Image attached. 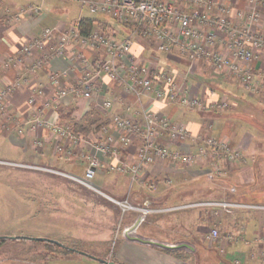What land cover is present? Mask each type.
Listing matches in <instances>:
<instances>
[{"label":"crops","instance_id":"1","mask_svg":"<svg viewBox=\"0 0 264 264\" xmlns=\"http://www.w3.org/2000/svg\"><path fill=\"white\" fill-rule=\"evenodd\" d=\"M220 1L227 2L234 9L248 8L245 0ZM31 3L39 4L41 9L37 13H26L17 22L9 20L11 12L22 5ZM85 9L87 8L82 6L80 0H0V87L13 79L22 80L20 86L15 88L8 97L7 114L0 113V140L8 141L12 146L21 148L25 154L29 151L37 154L34 161H26V163L67 166L72 167L76 172H85L87 161L81 158L79 153L94 152L93 142L103 138L100 132L101 127L107 126L108 132L116 137L117 131L111 124L113 113H128L142 119V110L153 108L163 112L172 120L183 122L190 132L185 142L170 141L166 136L159 139L160 142L169 144L171 148L180 147L194 151L198 144L197 136L202 137L208 134L220 140H227L231 146L241 151V157L234 162H228L222 158L220 165L225 172L222 175L213 173L209 160L204 157L188 165L171 161H155L149 164L141 175L145 179L152 178L156 181V188L150 190L139 180L132 181L128 173L109 170V164L117 161L111 155L101 157L102 164L96 173L110 175L106 185L111 191L108 193L114 197L129 196L130 199L141 201L145 200L144 198H150L174 206L180 204L183 196L195 198L197 191L203 190V193H208L211 192V186L215 185L218 187L217 191L224 196L223 199L256 204L255 208L235 209L234 225H244L238 240L232 243H226L223 240L210 243L215 244L213 246L217 249L224 247L223 252L219 250L223 255L220 264H230L229 261H232V258L233 260L241 259L243 264H264V198L259 197L257 192L264 189V146L261 145V140H264V94L255 96L247 93L240 87L238 81L235 84L228 81L230 80L228 77L233 79V76L228 72L213 70L207 60L191 61L176 48L168 53L158 51L150 40L142 38L138 33L133 32L131 25L125 24L131 30L123 38L128 37L132 40L133 52L143 57L145 63L153 55H157L160 64L177 72L178 81L185 75L188 94L205 101L225 98L228 100V107L222 112H210L152 99L147 94L136 96L126 92L124 82L112 80L106 75H101L97 86L88 95L68 93L56 107H43L44 99L54 91V86L50 82V73L68 71L65 77H61V85L67 86L76 84L79 72L71 68L72 57L69 50L64 55L51 57L48 63L31 71L30 67L39 57L40 50L34 49L19 60V47L24 41L37 36L44 27L55 26L59 29H68L74 22L84 17L95 19L97 29L101 26L104 30L112 29L114 34L119 32L107 19L92 15L88 9L89 13H86ZM236 21L243 23L242 20ZM257 28L264 32V10L262 9ZM83 50L92 60L106 56V52L100 48ZM9 57L15 58V61L7 67L5 62ZM252 69L255 73L264 76V48L260 51L258 58L252 61ZM39 87L42 88L41 94L37 92ZM32 95L36 96L35 103L29 101ZM104 99L112 101L110 109L103 108ZM36 108H41L42 118L72 125L73 131L80 136L79 142L72 147L75 152L73 155L60 154L55 149L57 143L69 145L67 139L56 138L48 128L42 126H38L34 131L27 128L25 122ZM254 116L260 124H263L262 127L248 125L247 121H253ZM73 122L82 123L84 129L75 131ZM19 127L23 128L21 133L17 130ZM35 139L42 140V144L37 146L34 143ZM139 142L140 139L136 136L128 150L121 153L122 158L134 159ZM64 171L79 176L75 172L71 173L65 169ZM166 178L171 179L170 184L164 182ZM177 209L179 208L173 211ZM177 215L173 214L172 225L177 226L179 221ZM213 218H211V224L216 222ZM191 223L195 225L194 218ZM208 230L207 227L200 230L204 239ZM118 241L115 256L119 260H113L116 264H185L180 257L168 251L173 248L159 245L146 237H123ZM100 259L103 264L106 263L105 259Z\"/></svg>","mask_w":264,"mask_h":264},{"label":"built area","instance_id":"2","mask_svg":"<svg viewBox=\"0 0 264 264\" xmlns=\"http://www.w3.org/2000/svg\"><path fill=\"white\" fill-rule=\"evenodd\" d=\"M248 8L234 9L232 5L220 0H80L82 6L91 13H102L132 26L133 32L142 38L150 40L156 49L161 52H171L178 49L189 60H207L217 71L228 72L239 83L240 87L251 95L264 94V76L255 73L252 61L258 58L264 48V32L257 28L261 19V9L264 10V0H245ZM41 9L39 4H25L10 13L9 20L17 22L26 13H37ZM242 20L238 23L236 20ZM100 48L106 52L105 57L90 59L83 49ZM34 49L40 50L31 67V71L49 62L53 56H61L69 50L72 57V69L79 72L76 84L63 86L61 77L68 71L50 73V82L54 86L53 93L45 98L43 107H56L58 102L68 93L88 95L97 86L101 75L112 80L125 83L126 92L136 96L149 95L152 99H159L166 103L178 104L186 108L201 109L219 112L227 108L228 100L220 98L205 101L202 98L188 94L185 75L178 81L176 71L160 64L158 56L153 55L145 63L132 50L130 38L116 39L103 31L94 29L86 35L80 33L79 21L68 29H59L55 26L44 27L41 32L21 43L18 54L19 60ZM15 58L9 57L5 66H11ZM20 79H13L0 87V113L7 114L8 97L21 84ZM38 94L42 88H38ZM35 95L29 98L35 103ZM104 109L112 107L110 99L102 101ZM41 108H36L32 116L25 122L30 131L38 126L48 128L56 138H64L69 145L57 143L55 149L67 156L75 152L73 146L80 140V136L73 131L71 124H60L41 117ZM142 119L128 113H113L111 124L117 131L116 137L108 132L107 126L101 127L103 138L93 142V153L80 152L81 158L87 161L84 177L69 174L76 181L87 187L102 192L91 181L101 166L102 156H113L117 161L110 163L108 169L118 173H128L132 181L139 180L145 187L152 190L156 181L152 178L141 177L145 168L155 161H171L188 165L198 158L209 160L213 173L222 175L220 160L234 162L241 157V151L231 146L227 140H220L212 134L197 136L196 149L184 150L180 147L171 148L169 144L159 141L166 136L170 141L183 143L190 136L186 124L172 120L163 112L148 108L142 110ZM22 132L23 128H18ZM138 136L140 142L135 150L134 159H123L121 153L134 143ZM37 146L42 140L35 139ZM20 165L23 162L2 160ZM140 178V179H139ZM171 183L170 178L164 180ZM109 198L124 213L129 210L141 213L158 212L165 209L179 208V205L162 208L153 206L149 199L143 202H133L129 196ZM204 205L211 208V213L218 217L223 212L232 213L235 209L257 207L256 204L229 201L226 199H212L186 204ZM235 226V227H234ZM233 227L220 231L213 225L206 232L205 238L209 242L225 241L232 243L241 235L243 226ZM220 247V246H219ZM220 251H224L221 246ZM236 264H243L240 259Z\"/></svg>","mask_w":264,"mask_h":264},{"label":"rangeland","instance_id":"3","mask_svg":"<svg viewBox=\"0 0 264 264\" xmlns=\"http://www.w3.org/2000/svg\"><path fill=\"white\" fill-rule=\"evenodd\" d=\"M91 14L114 24L119 30L117 34L112 29L104 30L99 27L98 30L116 39H123L131 30L126 23L109 15ZM212 69L217 71L214 67ZM231 78L228 77V81L235 84L237 80ZM253 119L247 121L248 125L258 128L263 126L255 116ZM261 145L264 146V140H261ZM36 156L32 151L25 154L21 148L0 140V235L47 237L79 248L81 252L68 251L34 238L24 241L7 238L0 240V264H103L101 257L88 256L82 252L117 261L119 259L115 256V250L118 240L133 236L146 237L159 245L173 248L185 264H220L223 255L213 246L215 244L204 239L200 230L204 227L210 229L213 225L221 231L233 227L235 210L232 213L223 212L220 217H216L204 205H186L191 201L223 199L224 196L217 191L218 187L215 185L211 186V192L197 191L195 198L183 196L179 209L175 211L165 209L141 213L129 210L122 213L109 198L111 191L106 185L109 174L96 173L91 178L102 190L97 192L73 179L64 169L82 177L85 172H76L72 167L55 164L26 163L34 161ZM5 159L24 163L17 165L13 162H2ZM257 192L259 197L264 198V189ZM148 199L153 206H173ZM131 200L143 202L132 198ZM173 214L179 216L177 226L172 225ZM193 218L195 225L191 223ZM211 218L216 219V222L211 224ZM70 252L72 253L67 255ZM231 260L230 264H236L235 259Z\"/></svg>","mask_w":264,"mask_h":264},{"label":"trees","instance_id":"4","mask_svg":"<svg viewBox=\"0 0 264 264\" xmlns=\"http://www.w3.org/2000/svg\"><path fill=\"white\" fill-rule=\"evenodd\" d=\"M79 23H80V33L82 35H86L88 34L89 32H91L92 30L95 29V27L97 26L95 24V19L91 18V17H84V18H81L79 20ZM125 24V23H124ZM127 24V23H126ZM101 28V26H99ZM73 125H74V128H75V131H81L84 129V125L82 123H78V122H73ZM7 238H12V239H17V240H20V241H24V240H27V239H36V240H39V241H47L48 243H50L51 245H54V246H58V247H62V248H65L66 250H71V251H77V252H81L79 250V248H74V247H71V246H68L64 243H62L61 241H58V240H52L50 238H47V237H32V236H29V235H0V240H6ZM169 252L171 253H174L175 255H177L178 257H181L179 253H177L175 250H168ZM83 254L85 255H88V256H94L96 257L95 255L93 254H90L86 251H83L82 252ZM102 259H104L103 257H101Z\"/></svg>","mask_w":264,"mask_h":264},{"label":"water","instance_id":"5","mask_svg":"<svg viewBox=\"0 0 264 264\" xmlns=\"http://www.w3.org/2000/svg\"><path fill=\"white\" fill-rule=\"evenodd\" d=\"M107 264H116L113 260H104Z\"/></svg>","mask_w":264,"mask_h":264}]
</instances>
